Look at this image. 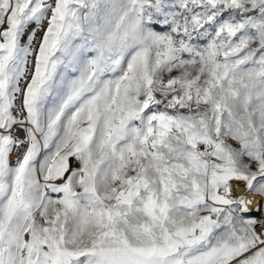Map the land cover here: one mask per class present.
Returning a JSON list of instances; mask_svg holds the SVG:
<instances>
[{
    "label": "snow or ice",
    "instance_id": "obj_1",
    "mask_svg": "<svg viewBox=\"0 0 264 264\" xmlns=\"http://www.w3.org/2000/svg\"><path fill=\"white\" fill-rule=\"evenodd\" d=\"M0 264H264V0H0Z\"/></svg>",
    "mask_w": 264,
    "mask_h": 264
}]
</instances>
